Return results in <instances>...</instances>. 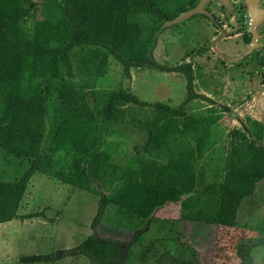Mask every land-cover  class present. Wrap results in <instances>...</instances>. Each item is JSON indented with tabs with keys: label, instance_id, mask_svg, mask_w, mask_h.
Segmentation results:
<instances>
[{
	"label": "trees",
	"instance_id": "1",
	"mask_svg": "<svg viewBox=\"0 0 264 264\" xmlns=\"http://www.w3.org/2000/svg\"><path fill=\"white\" fill-rule=\"evenodd\" d=\"M193 5L0 0V222L17 215L35 173L98 197L91 234L74 247L21 261L81 255L92 264H143L147 247L139 253L132 246L153 211L167 203L179 202L185 221L235 225L241 204L264 179V123L246 116L222 140L215 125L227 107L189 108L196 98L213 103L194 91L190 63L165 66L152 55L163 21ZM242 38L247 44L250 34ZM109 58L126 78L140 66L183 74L186 98L172 107L97 86ZM124 126L145 137L140 150L121 158ZM108 205L127 224L141 223L128 242L96 232ZM257 245H264V235L242 241L237 264H253ZM153 264L201 262L193 252L182 258L164 251Z\"/></svg>",
	"mask_w": 264,
	"mask_h": 264
},
{
	"label": "rangeland",
	"instance_id": "2",
	"mask_svg": "<svg viewBox=\"0 0 264 264\" xmlns=\"http://www.w3.org/2000/svg\"><path fill=\"white\" fill-rule=\"evenodd\" d=\"M207 9L214 14L220 29L197 13L162 28L152 55L165 66L190 63L194 91L213 103L196 98L188 107L192 110L211 105L218 109L227 107L216 123L219 129L216 134L225 140L227 131L241 127L246 116L264 123V52L254 49L245 58L227 66L219 54L236 56L248 45L242 38L247 33L248 21H244L241 1L234 0V9L229 14L214 0L207 4ZM263 29L264 26L259 31ZM240 78L244 80L243 85L238 83ZM97 86L130 91L141 100L163 101L172 107L186 98L183 74L140 66L132 68L130 77L126 78L121 65L113 58H109L107 73L98 78ZM246 104L249 106L244 107ZM144 137L138 127L124 126L120 136L123 142L121 158L134 148L140 150ZM97 206V196L35 173L17 215L0 222V264H92L81 255L53 261L39 258L34 262H24L20 258L27 255L46 257L59 249L76 246L93 232L90 222ZM30 213L36 215L20 216ZM133 222L134 225L127 224L114 207L108 205L96 232L105 238L128 242L133 230L141 226L137 219ZM261 235H264V179L241 204L233 227L185 221L181 218L180 203H167L153 211L147 230L137 236L132 250L143 253V248L147 247L143 264H153L157 255L164 251L182 258L193 252L201 264H237L236 247L242 241ZM252 257L253 264H264V245L255 246Z\"/></svg>",
	"mask_w": 264,
	"mask_h": 264
},
{
	"label": "water",
	"instance_id": "3",
	"mask_svg": "<svg viewBox=\"0 0 264 264\" xmlns=\"http://www.w3.org/2000/svg\"><path fill=\"white\" fill-rule=\"evenodd\" d=\"M207 0H199L196 5L191 8H188L184 11L179 12L176 16L171 19H167L163 21L161 24V28L180 23L183 20L187 19L191 15L195 13L206 14L205 11V3ZM220 4L225 6L226 12H230L232 9V5L230 0H219ZM245 11L248 15V23L247 30L250 33V39L247 45V48L236 56L228 57L225 54H220V56L226 60L227 63H232L235 61H239L245 58L247 55L252 53L254 49L262 48L264 51V42L262 39L264 38V32L260 33L259 29L264 26V6H260L257 0H244ZM264 80V74H263Z\"/></svg>",
	"mask_w": 264,
	"mask_h": 264
},
{
	"label": "flooded vegetation",
	"instance_id": "4",
	"mask_svg": "<svg viewBox=\"0 0 264 264\" xmlns=\"http://www.w3.org/2000/svg\"><path fill=\"white\" fill-rule=\"evenodd\" d=\"M193 1V4L194 5H196L197 3H198V1L199 0H192ZM211 1H213V0H207L206 1V3H205V6H204V8H205V11H206V14H199V15H201V16H204V17H206L208 20H210L214 25H216V27H218V29H220V27L218 26V24H217V21L215 20L216 18H215V16H214V14L212 13V12H210L209 11V9H207V4L208 3H210ZM214 1H216L217 2V4L219 5V7L220 8H225V6H223L222 4H220V1L219 0H214ZM241 1V8H242V10L244 11L243 12V16H244V18H245V20L244 21H248V15H247V13H246V11H245V4H244V0H240ZM258 1V4L260 5V6H264V0H257ZM230 3H231V5H232V9L231 10H233L234 9V0H230ZM193 5V6H194ZM192 6V7H193ZM189 8H191V7H189ZM210 12V13H209ZM226 12V11H225ZM232 12V11H231ZM226 13H230V12H226ZM194 15H197V13L196 14H193V15H191L190 16V18L191 17H193ZM246 30H247V27H246ZM247 32H248V30H247ZM260 33H263L264 32V29H263V31H259ZM249 33V32H248ZM250 34V33H249ZM251 37V36H250ZM248 44V43H247ZM259 49H261L262 51H263V49L262 48H259ZM264 52V51H263Z\"/></svg>",
	"mask_w": 264,
	"mask_h": 264
},
{
	"label": "crops",
	"instance_id": "5",
	"mask_svg": "<svg viewBox=\"0 0 264 264\" xmlns=\"http://www.w3.org/2000/svg\"><path fill=\"white\" fill-rule=\"evenodd\" d=\"M222 54V53H221ZM220 55V54H219ZM226 63V65L227 66H231V63H227V62H225ZM233 63V62H232ZM226 67V66H225ZM246 79H248V78H246ZM239 82L238 83H241L242 85H243V82H244V80L242 79V78H240V79H237ZM252 102H251V106H252ZM249 106V104H246L244 107H248ZM239 109V108H238ZM252 110H253V112H254V110H256V109H254V108H252ZM256 112H257V110H256ZM222 117V116H221ZM254 118V117H253ZM255 118H258V117H255ZM259 120V119H258ZM219 121V120H218ZM233 128V127H232ZM219 129H218V127H217V125H215V131H216V133H217V131H218ZM228 132V131H227ZM263 145H264V135H263Z\"/></svg>",
	"mask_w": 264,
	"mask_h": 264
}]
</instances>
